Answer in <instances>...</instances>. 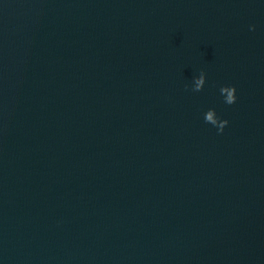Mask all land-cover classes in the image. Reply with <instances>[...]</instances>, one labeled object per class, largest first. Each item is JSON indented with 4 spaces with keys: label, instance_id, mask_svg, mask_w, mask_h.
<instances>
[{
    "label": "water",
    "instance_id": "obj_1",
    "mask_svg": "<svg viewBox=\"0 0 264 264\" xmlns=\"http://www.w3.org/2000/svg\"><path fill=\"white\" fill-rule=\"evenodd\" d=\"M0 264H264V0H0Z\"/></svg>",
    "mask_w": 264,
    "mask_h": 264
},
{
    "label": "clouds",
    "instance_id": "obj_2",
    "mask_svg": "<svg viewBox=\"0 0 264 264\" xmlns=\"http://www.w3.org/2000/svg\"><path fill=\"white\" fill-rule=\"evenodd\" d=\"M200 83H203V81H201ZM202 89L199 88V85H198V88L197 90L195 91H201ZM220 92L221 94H223L224 92H227L228 93V97L227 99L225 100V103L231 105V104H234L236 102V89L234 86H225V87H221L220 89ZM204 119H205V122L206 123H210L214 126H218V129L219 131H223L224 127L228 124V121L227 120H219L217 115H216V112L214 109H209L205 115H204Z\"/></svg>",
    "mask_w": 264,
    "mask_h": 264
}]
</instances>
